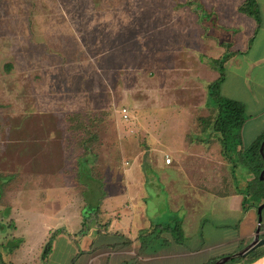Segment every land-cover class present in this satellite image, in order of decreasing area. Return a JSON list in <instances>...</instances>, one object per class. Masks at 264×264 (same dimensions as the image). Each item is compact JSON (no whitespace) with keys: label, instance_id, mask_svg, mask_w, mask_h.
Here are the masks:
<instances>
[{"label":"rangeland","instance_id":"rangeland-1","mask_svg":"<svg viewBox=\"0 0 264 264\" xmlns=\"http://www.w3.org/2000/svg\"><path fill=\"white\" fill-rule=\"evenodd\" d=\"M188 1L0 0V174L10 178L0 202V211L10 209L7 219L0 214V264L13 251L27 257L19 264H45L57 230L79 232L86 211L122 204L153 153L166 157L169 145L192 146L202 134L213 112L207 85L220 76L210 55L229 42L242 48L256 19L234 7L241 0L208 15ZM78 113L88 130L71 127ZM83 157L91 176L80 178ZM235 176L245 189L261 178L247 164ZM256 183L264 195V180ZM9 219L22 240L15 248Z\"/></svg>","mask_w":264,"mask_h":264},{"label":"crops","instance_id":"crops-1","mask_svg":"<svg viewBox=\"0 0 264 264\" xmlns=\"http://www.w3.org/2000/svg\"><path fill=\"white\" fill-rule=\"evenodd\" d=\"M195 1L204 4L207 0ZM208 1L212 2L211 7L204 5L209 10H225L228 2ZM257 1L261 25L252 22L251 36L242 48L233 44L235 53L226 63V78L221 86L222 95L240 101L249 116L243 130L246 145L264 132V0ZM243 2L237 1L234 7L239 10ZM246 23L242 19L237 28ZM223 53L219 48L217 54L210 56L219 58ZM166 150L171 163L153 153L142 171L144 178L137 181L140 185L125 187L126 200L100 206L101 226L93 225L86 235L67 229L59 233L45 264H213L246 247L258 227L261 197L254 194L252 198L237 190L231 165L223 157L219 142L215 138L208 143L195 140L192 146L172 144ZM149 174L155 177L154 181ZM126 176L135 179L136 171H127ZM107 182L111 179L104 184V191L108 192ZM239 188L245 189L240 184ZM106 214L110 217L105 219ZM177 217L182 220L180 239L172 230ZM116 233L122 237H116ZM126 240L131 242L124 244ZM117 242L121 244L115 245ZM16 253L13 251L12 264L27 258ZM34 261L27 259L24 263ZM225 264H264V246Z\"/></svg>","mask_w":264,"mask_h":264},{"label":"trees","instance_id":"trees-1","mask_svg":"<svg viewBox=\"0 0 264 264\" xmlns=\"http://www.w3.org/2000/svg\"><path fill=\"white\" fill-rule=\"evenodd\" d=\"M186 5L192 6L193 9L198 12V14L201 13L203 15H208L209 13L205 5L200 1L190 0L187 2ZM239 11L253 16L258 22V25H261L262 18L257 0H245L240 5ZM225 46L226 51L221 57L209 58L211 66L219 70L220 76L218 79L209 82L207 85L208 103L212 108L213 112L212 116L203 119L202 134L199 135V137L195 136L196 138H194V140H200L203 143H208L209 141H211V139L215 138L221 146V152L223 157L231 165V173L235 186H237V190L239 189L240 191H244L246 196L253 195L256 194L255 184H257L256 182H260L261 178L259 179V176L261 175V172L264 169V158L260 150L261 143L264 140V132L254 142L249 145H246L243 138V130L246 125V122L249 119V116L246 113L245 107L240 101L226 97L221 93V86L226 78V63L235 53L234 50H232V42L226 43ZM69 119L71 127L73 126V129L77 128L78 130H88V127L86 126V119L80 113L73 114ZM91 136H93L94 138L96 137V135ZM81 143L84 144V142ZM86 151L89 152V148H87ZM245 164H247V167L250 168L251 171L257 176V179H259V181L250 180L246 185L248 189L243 190L239 188L237 177L235 176L237 171L235 169L238 168L240 165ZM85 175L91 176L89 168V157H83L79 160V177L81 178ZM9 179V177L0 174V202L4 192L3 186L5 185V183L8 182ZM101 188L104 191V183L101 184ZM250 190H253V192H250ZM259 196L261 197V201L259 204L260 206L264 202V195ZM9 210V208L1 210V217L7 219L10 213ZM100 214V205L94 207L89 211H86L84 213V221L82 224V228L78 232V234L86 235L90 233L92 226L95 224L101 226L102 223L100 220ZM7 223L9 226H11V231L8 232L7 235H12L13 240L17 242L14 245V248L18 247L22 240H18L13 236L15 223L12 219L7 220ZM263 227L264 224L262 222V228ZM172 230L174 231V234L177 236L178 239L183 236L182 220L179 217L175 218ZM65 232L66 229L61 228L53 234V236L50 238V249L46 252V256L52 249V242L55 237L59 233ZM115 235L116 237H122V234L119 233H116ZM129 242H131V240H126L124 244H128ZM119 244L121 243L117 242L115 245ZM14 248L12 250H14ZM4 264L12 263L4 262Z\"/></svg>","mask_w":264,"mask_h":264},{"label":"water","instance_id":"water-1","mask_svg":"<svg viewBox=\"0 0 264 264\" xmlns=\"http://www.w3.org/2000/svg\"><path fill=\"white\" fill-rule=\"evenodd\" d=\"M260 150L264 158V140L261 143ZM261 179H264V169L261 172ZM263 211H264V202L258 207V215H259L258 227L253 237V240L246 247L240 250L238 253L234 255L224 256L220 258L219 260L215 261L213 264H225L226 262H229L233 260L234 258L246 257L250 253H252L254 250H256L257 248L264 246V237H262ZM123 264H131V263H123Z\"/></svg>","mask_w":264,"mask_h":264},{"label":"built area","instance_id":"built-area-1","mask_svg":"<svg viewBox=\"0 0 264 264\" xmlns=\"http://www.w3.org/2000/svg\"><path fill=\"white\" fill-rule=\"evenodd\" d=\"M121 114H122V117H123L125 120H128L129 117H130V113H129L128 108H123V109L121 110ZM171 161H172V158H171L169 155H167V156H166V162H167V163H171Z\"/></svg>","mask_w":264,"mask_h":264}]
</instances>
